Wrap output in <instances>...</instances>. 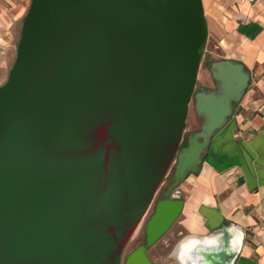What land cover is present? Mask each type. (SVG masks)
I'll return each instance as SVG.
<instances>
[{"label":"water","instance_id":"1","mask_svg":"<svg viewBox=\"0 0 264 264\" xmlns=\"http://www.w3.org/2000/svg\"><path fill=\"white\" fill-rule=\"evenodd\" d=\"M207 37L201 0H30L0 85V264H155L146 249L182 206L171 191L249 81L216 60L215 88L195 91ZM191 101L200 128L182 146ZM172 164L143 245L123 259ZM242 240L229 224L183 236L170 257L233 264Z\"/></svg>","mask_w":264,"mask_h":264},{"label":"crops","instance_id":"2","mask_svg":"<svg viewBox=\"0 0 264 264\" xmlns=\"http://www.w3.org/2000/svg\"><path fill=\"white\" fill-rule=\"evenodd\" d=\"M201 1L217 61L241 63L249 81L232 115L211 136L199 171L172 190L177 198L170 193L171 200L182 201L181 210L146 254L157 264L151 255H158L159 246L232 224L243 232L233 264H264V0ZM8 4L12 0H0V85L11 67L17 20L9 17Z\"/></svg>","mask_w":264,"mask_h":264},{"label":"rangeland","instance_id":"3","mask_svg":"<svg viewBox=\"0 0 264 264\" xmlns=\"http://www.w3.org/2000/svg\"><path fill=\"white\" fill-rule=\"evenodd\" d=\"M30 0H12V4L7 5V12H9V17L15 16L17 20L14 22L13 29H14V37L12 39V44L10 45V62L12 64L14 57H15V49H16V43L19 38L20 34V27L22 19L28 9ZM214 40L210 37H207V41L205 44V48L202 54V58L200 61V66L198 69V75L196 80V86L195 91H199L202 87H207L209 89L215 88V83L211 78L210 74V64L213 61H216L218 58L215 55V49H214ZM3 82H5L6 77H3ZM205 82V83H204ZM200 128V120L198 119V116L194 109V102L191 101L189 104L188 114L186 118V124L183 134V143L184 138L188 137L191 133L198 131ZM174 164H172L167 171L166 175L162 179L161 183L159 184L153 201L151 205L149 206L146 214L142 218L141 222L139 223L138 227L128 240L127 244L124 247L122 258L124 259L130 252H132L137 246L143 245L144 243V226L145 222L148 219V217L152 214L154 204L159 199L162 191L166 188V186L173 180L172 173H173ZM179 241V240H178ZM177 242V241H176ZM176 242L173 244H170L168 247H158V255L154 256L151 255L153 258V261L157 264H178L177 261L173 258H167L166 255L171 251V249L174 247Z\"/></svg>","mask_w":264,"mask_h":264},{"label":"bare ground","instance_id":"4","mask_svg":"<svg viewBox=\"0 0 264 264\" xmlns=\"http://www.w3.org/2000/svg\"><path fill=\"white\" fill-rule=\"evenodd\" d=\"M230 239H231V242L233 244L237 243L239 241V239H240V233H239V231H237V230L231 231V237H230Z\"/></svg>","mask_w":264,"mask_h":264},{"label":"flooded vegetation","instance_id":"5","mask_svg":"<svg viewBox=\"0 0 264 264\" xmlns=\"http://www.w3.org/2000/svg\"><path fill=\"white\" fill-rule=\"evenodd\" d=\"M191 135V134H190ZM189 137V136H188ZM186 144V141H184V143L182 144V146H184ZM167 187V186H166ZM172 192V191H171ZM174 192V191H173ZM172 192V193H173ZM172 195V194H171ZM143 240H144V238H143Z\"/></svg>","mask_w":264,"mask_h":264},{"label":"built area","instance_id":"6","mask_svg":"<svg viewBox=\"0 0 264 264\" xmlns=\"http://www.w3.org/2000/svg\"><path fill=\"white\" fill-rule=\"evenodd\" d=\"M173 196H178V194L176 192H174V194H172Z\"/></svg>","mask_w":264,"mask_h":264}]
</instances>
